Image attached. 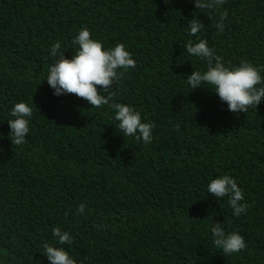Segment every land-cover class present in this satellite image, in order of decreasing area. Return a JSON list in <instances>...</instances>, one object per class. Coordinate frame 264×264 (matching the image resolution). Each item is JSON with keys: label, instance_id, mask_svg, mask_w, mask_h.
Returning <instances> with one entry per match:
<instances>
[{"label": "trees", "instance_id": "obj_1", "mask_svg": "<svg viewBox=\"0 0 264 264\" xmlns=\"http://www.w3.org/2000/svg\"><path fill=\"white\" fill-rule=\"evenodd\" d=\"M193 16L227 64L264 68V0L213 9L193 0H0V264H48L43 244L57 226L73 236L63 247L77 264H264V99L233 113L211 88L191 90L187 75L205 67L184 49ZM84 27L133 54L114 101L156 124L151 143L125 138L107 105L53 95L50 46L59 41L70 58ZM21 100L34 112L16 146L7 120ZM221 174L243 189L240 217L207 192ZM217 221L244 236L241 252L214 247Z\"/></svg>", "mask_w": 264, "mask_h": 264}, {"label": "clouds", "instance_id": "obj_2", "mask_svg": "<svg viewBox=\"0 0 264 264\" xmlns=\"http://www.w3.org/2000/svg\"><path fill=\"white\" fill-rule=\"evenodd\" d=\"M224 3V0H193L196 9H213ZM226 13L217 22L219 32L225 30ZM188 39L184 49L190 56L198 57L205 62L204 69H196L187 75V85L191 90L209 87L227 105L233 113L247 112L264 99V68L248 61L239 64H227L218 55L214 47L209 46L206 39L199 33L204 28L200 19L193 16L187 22ZM78 46L69 58L62 51L58 41L50 46V55L54 58L48 65L46 80L53 90V95L60 97L74 94L95 108L107 105L118 123L116 129L131 137L137 143L147 145L153 140V130L156 124L142 119L140 111L134 106L114 101L113 85H118L124 73L135 68L136 60L124 43L106 47L102 41L93 38L87 27L81 28L73 39ZM33 106L24 100L16 102L8 119L10 131L8 138L12 145H23L30 133L33 117ZM2 151V150H0ZM208 194L217 200L227 198L234 217H240L247 210V204L242 203L244 193L236 178L229 174H221L211 178L206 185ZM86 203L77 207L78 214H84ZM54 243L44 242L43 255L48 264H77L76 260L63 245H71L73 236L70 232L57 226L52 229ZM211 242L226 257L241 252L247 245L244 236L237 230L226 231L224 225L217 221L211 226Z\"/></svg>", "mask_w": 264, "mask_h": 264}]
</instances>
